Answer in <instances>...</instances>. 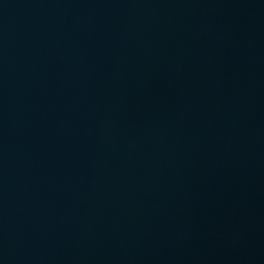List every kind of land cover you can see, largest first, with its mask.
<instances>
[{"label":"water","instance_id":"1","mask_svg":"<svg viewBox=\"0 0 264 264\" xmlns=\"http://www.w3.org/2000/svg\"><path fill=\"white\" fill-rule=\"evenodd\" d=\"M0 264H264V0H0Z\"/></svg>","mask_w":264,"mask_h":264}]
</instances>
